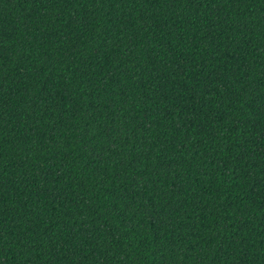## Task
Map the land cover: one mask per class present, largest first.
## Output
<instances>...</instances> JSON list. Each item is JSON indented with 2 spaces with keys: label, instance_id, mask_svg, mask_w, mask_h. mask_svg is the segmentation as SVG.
<instances>
[{
  "label": "trees",
  "instance_id": "1",
  "mask_svg": "<svg viewBox=\"0 0 264 264\" xmlns=\"http://www.w3.org/2000/svg\"><path fill=\"white\" fill-rule=\"evenodd\" d=\"M0 264H264V0H0Z\"/></svg>",
  "mask_w": 264,
  "mask_h": 264
}]
</instances>
